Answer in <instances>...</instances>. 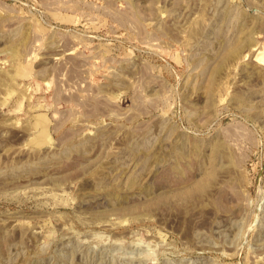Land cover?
<instances>
[{
	"label": "rangeland",
	"instance_id": "rangeland-1",
	"mask_svg": "<svg viewBox=\"0 0 264 264\" xmlns=\"http://www.w3.org/2000/svg\"><path fill=\"white\" fill-rule=\"evenodd\" d=\"M264 0H0V264H264Z\"/></svg>",
	"mask_w": 264,
	"mask_h": 264
},
{
	"label": "water",
	"instance_id": "water-1",
	"mask_svg": "<svg viewBox=\"0 0 264 264\" xmlns=\"http://www.w3.org/2000/svg\"><path fill=\"white\" fill-rule=\"evenodd\" d=\"M263 168H264V166H263Z\"/></svg>",
	"mask_w": 264,
	"mask_h": 264
}]
</instances>
